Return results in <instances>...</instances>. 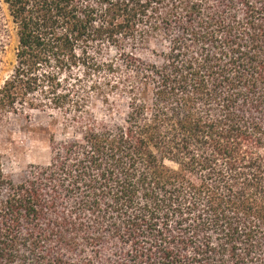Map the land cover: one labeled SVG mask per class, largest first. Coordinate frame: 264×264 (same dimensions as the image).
Returning <instances> with one entry per match:
<instances>
[{
	"label": "trees",
	"instance_id": "obj_1",
	"mask_svg": "<svg viewBox=\"0 0 264 264\" xmlns=\"http://www.w3.org/2000/svg\"><path fill=\"white\" fill-rule=\"evenodd\" d=\"M2 2L0 117L64 139L0 160V264H264V0Z\"/></svg>",
	"mask_w": 264,
	"mask_h": 264
},
{
	"label": "rangeland",
	"instance_id": "obj_2",
	"mask_svg": "<svg viewBox=\"0 0 264 264\" xmlns=\"http://www.w3.org/2000/svg\"><path fill=\"white\" fill-rule=\"evenodd\" d=\"M16 43L14 26L0 0V87L13 69ZM50 137L64 139L60 119L50 111L0 117V160L4 175L17 183L25 179L28 167L47 165Z\"/></svg>",
	"mask_w": 264,
	"mask_h": 264
}]
</instances>
